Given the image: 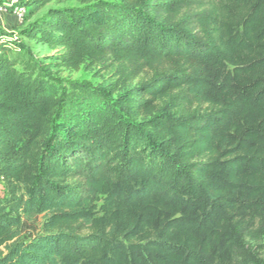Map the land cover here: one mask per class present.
I'll return each instance as SVG.
<instances>
[{
    "label": "trees",
    "instance_id": "16d2710c",
    "mask_svg": "<svg viewBox=\"0 0 264 264\" xmlns=\"http://www.w3.org/2000/svg\"><path fill=\"white\" fill-rule=\"evenodd\" d=\"M0 35V264H264V0H80ZM24 41L124 92L59 89Z\"/></svg>",
    "mask_w": 264,
    "mask_h": 264
},
{
    "label": "rangeland",
    "instance_id": "374dc122",
    "mask_svg": "<svg viewBox=\"0 0 264 264\" xmlns=\"http://www.w3.org/2000/svg\"><path fill=\"white\" fill-rule=\"evenodd\" d=\"M105 3L119 2L120 0H98ZM80 0H52L43 7H26V15L23 19L18 20L11 13H3L0 15V31L5 33L8 38L18 36L20 31L29 23L41 17L49 8L62 6H78ZM31 54L38 61L39 65L45 73L53 77L54 83L59 89L64 88L69 90L70 83H84L100 90L111 101L116 99L124 92L118 90L116 84L118 75L115 72V64L112 61H107L104 64L93 63L86 66L81 65L78 69L67 68L63 65L60 59L62 50L60 48H49L44 45L35 44L33 42L24 41L23 49L19 53L20 59H26L28 54ZM142 80L141 76L135 78L132 82H127V88L135 87ZM7 191L5 184L0 180V198H5ZM105 194L102 191L92 189L89 192V197L86 200V207L97 216H102L104 213ZM44 216L42 214L33 217L32 219H24V222L18 230L19 237L26 239L30 236L37 235L43 230ZM264 246V239L262 241ZM2 250V247H0ZM264 255V248L262 250Z\"/></svg>",
    "mask_w": 264,
    "mask_h": 264
},
{
    "label": "built area",
    "instance_id": "2783aa9c",
    "mask_svg": "<svg viewBox=\"0 0 264 264\" xmlns=\"http://www.w3.org/2000/svg\"><path fill=\"white\" fill-rule=\"evenodd\" d=\"M8 12L15 15L18 20H21L26 14V7L20 4L19 0H0V15ZM2 37L0 35V47L3 40Z\"/></svg>",
    "mask_w": 264,
    "mask_h": 264
}]
</instances>
